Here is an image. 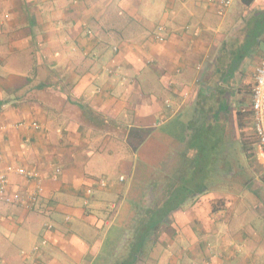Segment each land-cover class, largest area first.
I'll return each mask as SVG.
<instances>
[{
	"label": "crops",
	"instance_id": "crops-1",
	"mask_svg": "<svg viewBox=\"0 0 264 264\" xmlns=\"http://www.w3.org/2000/svg\"><path fill=\"white\" fill-rule=\"evenodd\" d=\"M232 9L221 32L209 0H0V172L42 186L34 207L1 204L0 264H264V206L226 184L233 137L196 143L226 123L233 61L253 85L263 56L264 0Z\"/></svg>",
	"mask_w": 264,
	"mask_h": 264
},
{
	"label": "rangeland",
	"instance_id": "rangeland-1",
	"mask_svg": "<svg viewBox=\"0 0 264 264\" xmlns=\"http://www.w3.org/2000/svg\"><path fill=\"white\" fill-rule=\"evenodd\" d=\"M230 14H234L236 16V13L233 11V9L229 13V16L227 18H225L224 16H220L215 11L216 25L218 26L219 22L221 20H224L220 28L221 32H226L228 30L230 26L228 21L229 19H231ZM258 46V43L255 44L253 51H251V54L249 55L248 53L243 51L244 49H249L251 47L248 44L242 45L241 48H238L236 50V52L242 55V58H244L243 62L245 64H248L245 61L247 57L250 58V61L258 59ZM248 66H250V64H248L247 67ZM231 68L232 72L236 76H234V78L232 79L231 84L227 85V91L229 93L227 91L224 93V99H222L223 104L220 105L221 107H223L222 109L225 114L223 116V119L226 120V123L222 125V122H218L216 125H214L212 131L200 135L202 139H198L196 143L198 145L204 143V145L208 148H211L213 151H217L220 148V138H227L229 136L233 137V141L230 143L229 147L228 158H225L223 162L227 163V161L229 160L234 164V168L230 169V172L231 170H234L233 172L236 173V177L231 179V181H228L229 183L226 184L227 186H230L228 189H230L232 192L245 194L244 196H248V198L253 202L257 200V208H259L264 206V162L261 161L262 159L259 157L257 148L255 146V144H257V140L254 133V118L251 113V92L253 85L245 84L243 82L241 84V77L242 79L245 78L246 81H250L252 78V72H250V70L246 67L237 68L236 61H233ZM238 95L240 97H238ZM236 112V134H234L233 131L230 132L228 129V124L232 125L230 120L228 122V117L231 118L233 115H235ZM223 119L221 118V120ZM207 125L208 124L206 122L205 126ZM208 154L210 153L207 152L206 156H209ZM212 156L213 155H211V157ZM196 166L198 167L199 165ZM199 173L200 171L195 170V176L192 175L191 178L195 180L198 178V176L201 178L203 173H201V176L199 175ZM220 183L223 184L224 182ZM220 183L211 181V189L217 187L222 188L223 186ZM256 203L253 204V207H255ZM138 247L139 244L136 246V250Z\"/></svg>",
	"mask_w": 264,
	"mask_h": 264
},
{
	"label": "built area",
	"instance_id": "built-area-1",
	"mask_svg": "<svg viewBox=\"0 0 264 264\" xmlns=\"http://www.w3.org/2000/svg\"><path fill=\"white\" fill-rule=\"evenodd\" d=\"M217 6V11L223 15L225 11L230 8L238 0H209ZM165 29L164 26H159L156 37L159 38L158 33ZM251 112L254 118V133L257 144L259 146L258 155L264 161V51L260 64L257 66L254 73V84L251 92ZM18 126H30L35 129L41 128V125L35 122H20ZM19 176H23L28 181H34L36 186L34 188L20 190L11 189V179L6 173L0 172V206L1 204H28L35 206L39 201L42 192L40 176L32 170L25 168H17L14 170ZM57 172L60 168H57ZM105 185V182H102ZM90 193L91 190H88ZM50 228L53 226L50 224Z\"/></svg>",
	"mask_w": 264,
	"mask_h": 264
},
{
	"label": "trees",
	"instance_id": "trees-1",
	"mask_svg": "<svg viewBox=\"0 0 264 264\" xmlns=\"http://www.w3.org/2000/svg\"><path fill=\"white\" fill-rule=\"evenodd\" d=\"M240 59H242V55H240V58H238L237 62L240 61ZM219 144H220V142H219ZM209 152L212 155L213 151L211 152L209 150ZM194 167H195L196 171L198 170V171L201 172V168L199 166L197 167L195 165ZM202 168L203 169H206V168H208V165H205ZM200 189H202V187ZM175 197H176V199H177L178 202L184 201V199H185V197L182 195V192H181L180 195L178 194ZM168 202H170V201H168ZM172 207H173V205L171 204L170 206L169 205L168 206H162L161 208L156 209L154 212L153 211L149 212L148 216L151 215V217L149 218L148 222L145 224L146 226H142L140 228L139 235H138L139 239L142 240V241L143 240L146 241L150 235H152L153 233H155L157 231L156 230V227L157 226H155V225L165 222V219L170 214V210L172 209ZM140 245H141V241H140L139 246ZM135 250H136V248H135Z\"/></svg>",
	"mask_w": 264,
	"mask_h": 264
}]
</instances>
